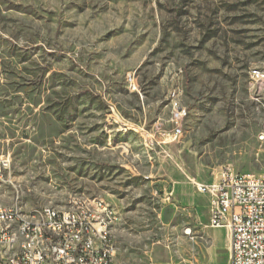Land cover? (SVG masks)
Masks as SVG:
<instances>
[{"label": "rangeland", "instance_id": "rangeland-1", "mask_svg": "<svg viewBox=\"0 0 264 264\" xmlns=\"http://www.w3.org/2000/svg\"><path fill=\"white\" fill-rule=\"evenodd\" d=\"M253 69L264 0H0V205L101 198L115 264H229L190 180L264 175Z\"/></svg>", "mask_w": 264, "mask_h": 264}, {"label": "built area", "instance_id": "built-area-1", "mask_svg": "<svg viewBox=\"0 0 264 264\" xmlns=\"http://www.w3.org/2000/svg\"><path fill=\"white\" fill-rule=\"evenodd\" d=\"M250 79L264 85V72L251 70ZM171 110L175 127L164 138L166 143L180 135L178 121L186 115L185 109ZM149 147L155 149L152 142ZM190 183L198 194L208 197V225L228 231L229 264H264V175L226 170L212 183L195 179ZM84 200L104 207L101 198ZM76 204L69 201L66 215H53L49 207L37 208L42 209L40 230H32V223H18L23 239L8 238L10 223H2V215H12V210H19V216L35 215V209L25 212L0 206V264H114L115 238L102 232L103 215L92 210L78 213ZM112 224L118 222L112 218Z\"/></svg>", "mask_w": 264, "mask_h": 264}, {"label": "bare ground", "instance_id": "bare-ground-1", "mask_svg": "<svg viewBox=\"0 0 264 264\" xmlns=\"http://www.w3.org/2000/svg\"><path fill=\"white\" fill-rule=\"evenodd\" d=\"M174 107L179 108L176 102L174 103ZM91 210L92 213L96 215H103L102 232L113 236V229L117 225L112 224V218L117 222L119 221L115 210L105 202L104 207L101 204H94L92 200L84 201L79 203V205L76 204V212L78 213L91 214ZM49 211H51L53 215H66V208L56 209L49 207ZM2 223H10L8 238L23 239V228H18V223H32V230H40V223H42V209H35V215L25 216H19V210H12V215H2Z\"/></svg>", "mask_w": 264, "mask_h": 264}, {"label": "crops", "instance_id": "crops-1", "mask_svg": "<svg viewBox=\"0 0 264 264\" xmlns=\"http://www.w3.org/2000/svg\"><path fill=\"white\" fill-rule=\"evenodd\" d=\"M194 189V188H193ZM208 199V197H207ZM114 209V208H113ZM209 217V216H208ZM117 227V226H116ZM116 227L113 229V235H114V238H115V231H116ZM229 236V235H228ZM116 243V242H115ZM116 252H117V249H116ZM115 259H116V256H115ZM114 264H115V261H114Z\"/></svg>", "mask_w": 264, "mask_h": 264}]
</instances>
